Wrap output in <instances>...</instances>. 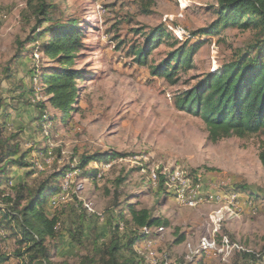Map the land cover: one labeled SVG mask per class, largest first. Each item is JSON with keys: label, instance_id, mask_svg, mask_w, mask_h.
I'll list each match as a JSON object with an SVG mask.
<instances>
[{"label": "rangeland", "instance_id": "1", "mask_svg": "<svg viewBox=\"0 0 264 264\" xmlns=\"http://www.w3.org/2000/svg\"><path fill=\"white\" fill-rule=\"evenodd\" d=\"M46 1L59 19L82 22L83 47L70 68L85 78L76 81L74 110L63 116L43 95L40 75L57 64L43 54L40 41L26 45L10 66V81L0 73L3 136H14L10 143L28 163L7 169L0 205L6 196L12 204L19 190L25 195L52 173L75 169L59 180L60 188L72 176L45 213L61 220L85 217L86 232L81 245L62 232L47 240L53 263L97 256L109 240L120 245L125 234L130 237L124 226L132 205L169 222L137 229L143 239L132 249L135 264H264V166L258 159L264 135L210 142L204 123L172 104L202 74L223 73L236 53L252 45L256 31L229 26L214 36H195L188 42L197 46L191 68L179 70L171 84L151 76L149 67L166 57L173 37L184 41L214 21L215 0ZM38 2L0 0V72L37 27ZM160 26L173 37L155 47L145 65L136 64L130 48L144 45L149 29ZM106 152L123 156L76 169L81 156ZM11 246L0 241V251Z\"/></svg>", "mask_w": 264, "mask_h": 264}, {"label": "trees", "instance_id": "2", "mask_svg": "<svg viewBox=\"0 0 264 264\" xmlns=\"http://www.w3.org/2000/svg\"><path fill=\"white\" fill-rule=\"evenodd\" d=\"M215 5V19L209 25L189 34L184 41L170 34L174 38L168 45L170 51L157 65L149 67L150 75L162 77L173 84L179 70L191 68V58L197 46L188 42L195 36H214L229 26L253 29L256 31L255 41L247 50L236 53L223 73L202 74L192 87L177 93L172 104L177 111L198 117L205 125L210 142L232 136L264 135V0H215ZM142 10L148 12L147 9ZM34 14L38 18L37 27L32 30V35L19 43L15 54L0 73L5 81H10L13 78L10 66L22 58L26 45L40 41L39 48L43 54L57 64L40 75L43 95L52 108L65 116L74 110L78 100L76 81L85 78L82 70L70 68L75 54L83 47L82 22L76 18L59 19L56 6L46 0H39L34 5ZM178 31L182 40L185 33L181 29ZM170 35L161 26L149 29L144 45L130 48L134 62L145 65L151 51L169 40ZM36 107L41 109V103H36ZM5 117L4 112L0 113V185L8 180L5 176L7 169L28 167L25 155L19 154L16 144L10 143L14 136H3L1 120ZM260 145L258 159L264 166V140ZM122 156L113 152L81 156L76 169L82 172L89 163H105ZM68 170L75 169L68 168L66 172ZM66 172L50 174L25 195L19 190L12 204L9 197L3 199L4 206L0 205V241L10 242L12 246L10 251H0V264H64L53 263L51 250L45 245L47 240H57L61 232L73 244H83L85 217L77 216L76 219L70 216L69 220H61L59 215L47 216L45 213V208L51 207V198L60 191L59 180ZM81 177L87 179L90 176ZM159 178L161 189L164 177ZM116 183L118 185L121 181L117 179ZM127 207L130 219L124 227L130 237L125 234V241L120 245L109 240L105 251L97 256H84L76 264H135L132 248L143 239L137 229L169 225L168 220L153 217L146 209L138 210L132 205ZM131 228L135 230L129 232ZM182 239L180 237L177 242H182Z\"/></svg>", "mask_w": 264, "mask_h": 264}, {"label": "built area", "instance_id": "3", "mask_svg": "<svg viewBox=\"0 0 264 264\" xmlns=\"http://www.w3.org/2000/svg\"><path fill=\"white\" fill-rule=\"evenodd\" d=\"M71 177H72V176H70V177H65L64 184L61 185L60 190L66 189V187H67V183L70 181ZM184 180H185V179H184ZM184 180H183V181H184ZM183 181H181L182 184H183ZM194 197H195V196H194ZM194 197H193V198H194ZM177 198L182 200V192H181L180 197H177ZM232 198H233V200H234L236 197H232ZM193 200H194V199H193ZM187 202H191V201H187Z\"/></svg>", "mask_w": 264, "mask_h": 264}, {"label": "crops", "instance_id": "4", "mask_svg": "<svg viewBox=\"0 0 264 264\" xmlns=\"http://www.w3.org/2000/svg\"><path fill=\"white\" fill-rule=\"evenodd\" d=\"M11 169H13V168H11ZM124 228H125V227H124ZM125 231H126V229H125ZM136 244H137V243H136ZM136 244L133 246V248H132L133 250H135L134 248H135Z\"/></svg>", "mask_w": 264, "mask_h": 264}]
</instances>
